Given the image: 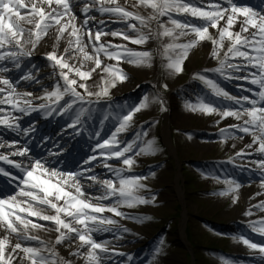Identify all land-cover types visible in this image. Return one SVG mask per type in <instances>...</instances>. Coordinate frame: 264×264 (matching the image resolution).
I'll return each instance as SVG.
<instances>
[{
	"label": "snow or ice",
	"instance_id": "obj_1",
	"mask_svg": "<svg viewBox=\"0 0 264 264\" xmlns=\"http://www.w3.org/2000/svg\"><path fill=\"white\" fill-rule=\"evenodd\" d=\"M132 7L150 11L138 15L120 0H0V177L7 178L0 182V264H137L134 255L118 250L132 235L121 221L149 219L125 210L157 200L146 187L150 176L134 172L138 157L158 150L149 131L154 122L134 126L135 114L148 107L147 94L113 109L111 90L128 79L122 64L152 67L160 57L164 71L179 75L189 50L205 42L217 66L192 78L217 103L198 97L196 103L185 100L184 107L215 115L222 144L251 138L224 163L256 173L259 191L250 199L264 197V14L235 0H134ZM53 29L55 45L43 57L51 71L41 77L32 57ZM62 41L66 46L60 51ZM221 80L253 87L239 88L247 95H233ZM152 101L161 112L168 110L164 97ZM105 107L116 123L102 136L108 115L100 128L88 126ZM35 113L65 123L54 137L40 135L38 120H26ZM230 119L236 123L221 127ZM9 133L15 138L3 139ZM84 136L88 143L81 153ZM230 171L212 177L224 185L213 195L235 205L242 184ZM147 172L155 176L153 168ZM257 212L264 213V200L245 210L246 227L264 237V216L253 219ZM41 222L55 233L53 241L41 238ZM105 233L111 239H97ZM238 239L264 261V244ZM65 243L67 257L56 250ZM163 245L161 239L149 264H158ZM221 264L229 261L222 258Z\"/></svg>",
	"mask_w": 264,
	"mask_h": 264
},
{
	"label": "rangeland",
	"instance_id": "obj_2",
	"mask_svg": "<svg viewBox=\"0 0 264 264\" xmlns=\"http://www.w3.org/2000/svg\"><path fill=\"white\" fill-rule=\"evenodd\" d=\"M260 1L264 5V0ZM120 2L122 5L123 2H126V5L131 6L130 3H134V0H120ZM241 6L248 5L242 4ZM128 10L135 12L129 7ZM106 40V37H102V41ZM40 44H44L45 47L49 48L46 36L42 38ZM196 46L202 48L201 56L190 66L185 63L186 58L184 71L179 75L164 71L163 64L158 63L160 59L158 57L152 67L142 68L145 72L143 76L138 74L139 77L131 78L133 87L128 96L115 94L117 89L127 81L119 83L115 89L111 90L112 100L114 101L113 109L121 105H132L145 94L149 96L148 107L135 114L134 126L138 128L143 125L147 128L150 122H154V126L149 131L150 136L155 139L158 149L155 155L137 158L139 166L134 169V172L145 173L150 176L149 180L145 182L146 187L157 194V200L152 205L125 210L141 218L147 216L149 219H141L140 222L121 221L132 233L125 241L127 246L122 248L130 252L133 250L134 253L141 249L142 251L138 253V256L139 258L142 257L140 261L145 264V259L150 255L149 253L152 254L159 245L160 240L163 239L162 252L156 257L158 263L161 260L171 264H221L223 258L228 260L229 264H264L258 253L249 250L238 239L243 235L251 242L264 244V237L252 233L246 227L248 218L243 213L247 209V202L244 198L245 193L241 190L247 185L259 184V177L254 172H240L238 168L234 169L231 165L224 163L236 151V148H232L233 143L236 144L237 141L250 143L251 138L249 140L248 137H245L244 140H229L227 144H222L218 135L219 128L215 126L217 120L215 115L205 116L198 112L193 113L184 107L185 100L196 103L198 97L217 103L216 98L211 96L210 91L200 81L192 78L196 73L203 72L206 69L203 67L204 63L209 64V68L217 66V62L209 58L210 44L205 42ZM152 47L154 48L155 45H152ZM130 65L127 63L121 65L125 73L128 67H132ZM40 68L45 69L46 76L51 71L47 65H41ZM212 78L219 79L218 77ZM219 82L225 83L230 94L238 96L247 95V93L239 90L240 87H253L244 84L242 81H232L231 87L227 86V83L222 80ZM87 83L90 84L92 90H95V85L92 84L91 80ZM152 83H156L157 87L150 86ZM161 84L168 86L167 91L159 87ZM157 95L165 98L167 111L161 112L160 104L152 101V97ZM167 97L174 100V103H169ZM183 111L193 114L197 121L206 119L209 122L207 129L181 128L178 126L175 121ZM105 115H108V119L103 125L102 136L110 132L116 123L112 119L110 110L106 107L93 114L92 120L94 122H90L88 126L90 129L92 127L100 128V120ZM31 119L38 120L34 114L33 117L26 118V120ZM225 122L229 124L236 123L231 119ZM225 122L221 127L228 124H225ZM22 123L24 122L22 121ZM64 123L63 118L53 120L39 118L37 130L40 134L39 127L40 129H46L47 133L49 132L50 136L54 137ZM199 132L204 136V138L202 137L203 142L207 144L203 152L197 151L196 146L191 145L190 142L194 136H201ZM127 135L130 137L132 131L130 130ZM163 135L166 138H163ZM124 138L121 137V139ZM4 167L7 168L8 166ZM149 168L155 170L154 177H151L150 173L147 172ZM221 169L231 170L230 175L242 184V187L238 190V201L235 205L231 203L228 197L213 195L214 192H218L224 187L223 184L217 183L212 178L213 176H219ZM12 171L15 172L14 169ZM244 178L248 180L242 181ZM6 180L7 178L0 177V182ZM176 182H178L177 185ZM141 194L146 195V193ZM263 199L264 197H258L256 200L251 199V201ZM262 216H264V213L257 212L253 219ZM45 227H48V225L46 224ZM181 229L183 236L180 239ZM106 238L111 239V234L105 233L97 236V239ZM64 245L68 244L65 243ZM64 245L57 246L56 250L60 256L67 257V251L60 250ZM235 250L238 253H233ZM75 264H80V262L75 261Z\"/></svg>",
	"mask_w": 264,
	"mask_h": 264
},
{
	"label": "bare ground",
	"instance_id": "obj_3",
	"mask_svg": "<svg viewBox=\"0 0 264 264\" xmlns=\"http://www.w3.org/2000/svg\"><path fill=\"white\" fill-rule=\"evenodd\" d=\"M241 1H244L246 3H250V6H252L253 8V11H256L260 14H264V7H262V5L260 4V1L259 0H241ZM235 2L240 5L239 1L238 0H235ZM121 3V2H120ZM127 3L126 2H123V5L124 6H128L126 5ZM132 4L133 2L130 3L131 6H128L131 10L133 9L135 11L136 14L138 15H147V13L149 12L147 9H144L142 7H132ZM238 30V28H237ZM47 37V41H48V45H49V48L45 47L44 44H40L37 48V51L36 53L34 54V56L32 57V62L35 64L36 66V69L39 70L38 74L41 76V77H46L45 73V69H42L40 68L41 65H47V61L43 58L45 56V54L49 51L52 50L53 46L55 45V30H50L49 32V35L46 36ZM107 40L111 39L110 37H106ZM65 43L62 41L61 44H60V47H59V50L62 51L63 50V47H65ZM202 48H200L199 46H195L194 48L190 49L189 50V53H188V56H187V60L185 61V63L187 65H193L194 61H196L199 56H201L202 54ZM158 63L160 64V59L158 60ZM132 66L131 68H127V76H128V79L126 80L127 83H123V85L117 89L116 91V95H129V91L132 89V80L131 78L132 77H139L138 74L140 75H144L145 72L142 70L146 68V66H134V65H130ZM205 68H209L210 65L209 64H206L204 63V66ZM45 83H49V81H45ZM221 83V82H220ZM153 84H156V83H152L150 86H153ZM233 83H227V86L231 87ZM90 85V84H89ZM222 87H224L226 90V85L225 83H221ZM237 87V86H236ZM239 88V87H237ZM231 89V88H230ZM167 101L170 103H174L170 97H167ZM176 124L178 126H180L181 128H203V129H207V126L209 124V122L206 120V119H200V120H196L195 117L193 116V114H188L187 112H182L181 115L179 116V118L176 119ZM228 123V122H225V124ZM229 124V123H228ZM201 130V129H200ZM8 136H12L10 133L7 134ZM199 135L201 136H197V137H193L191 138V145H195L196 147V150L199 151V152H203L205 149V147L207 146V144H205L202 140V137L204 138V136L201 134V132H199ZM163 138H166L165 135H163ZM250 137H248V140H249ZM4 139V138H3ZM247 142L245 143H240V142H236V151L240 150L241 148L244 147V145L246 144ZM81 142L80 144L78 145V148L81 146ZM208 148V147H207ZM0 151H3V150H0ZM84 151V150H83ZM81 151V152H83ZM248 179L247 178H244L242 181H247ZM178 184V182H176V185ZM175 185V186H176ZM177 188V186H176ZM243 191V193H245V200L247 202V209L252 205V204H255V203H258L259 201H251L250 197L253 196L257 191H259V184H254V185H247L245 187H243L241 189ZM263 198V197H261ZM264 200V199H263ZM42 224L44 223V225L46 226V222H41ZM41 238L44 239L46 242H51L54 240L55 238V233L54 232H49L47 231V227H45V230L40 232L39 233ZM183 236V233H182V229L180 230V233H179V238L181 239ZM121 243H125V241L121 242ZM57 249V248H56ZM60 250H63V251H69V247L68 245H64L63 247L60 248ZM74 250V249H73ZM119 251H122V252H125V253H129V254H132L134 255V257L136 258V261L137 263L140 262V259L142 257L139 258L138 256V253H140L142 250L139 249L138 252L134 253L133 250L130 252V251H127L125 248H119L118 249ZM233 253H238L237 250L233 251ZM150 255L147 256V259H145V264H149L150 261H152V254L149 253ZM145 257V256H143ZM158 264H171L170 262H164V261H159Z\"/></svg>",
	"mask_w": 264,
	"mask_h": 264
}]
</instances>
